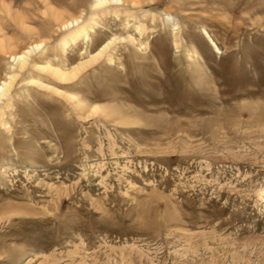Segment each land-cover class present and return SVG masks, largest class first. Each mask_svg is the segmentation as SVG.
<instances>
[{
	"label": "rangeland",
	"instance_id": "374dc122",
	"mask_svg": "<svg viewBox=\"0 0 264 264\" xmlns=\"http://www.w3.org/2000/svg\"><path fill=\"white\" fill-rule=\"evenodd\" d=\"M95 3L0 0V264H264V0Z\"/></svg>",
	"mask_w": 264,
	"mask_h": 264
},
{
	"label": "bare ground",
	"instance_id": "6f19581e",
	"mask_svg": "<svg viewBox=\"0 0 264 264\" xmlns=\"http://www.w3.org/2000/svg\"><path fill=\"white\" fill-rule=\"evenodd\" d=\"M129 2H130V4L132 3L134 6L139 4V0H96L94 7L100 8V7H104V6H106L108 4H112V3L117 4V7L115 6L114 9L109 8V7L106 9L104 8L103 12L108 13V14L114 13L115 15L119 16L120 15L119 14L120 13V8H119L120 6L119 5H124L125 3H129ZM74 22H77V20L71 21V22L68 21L62 25H64V27H70V26L74 25ZM95 24H96V20H95V18H92L89 23L83 24V25H78V27H75L71 31V34L73 35V39H74L73 42L75 43L80 39H85L86 41H88L90 39L89 33H90V31L94 30ZM138 29L141 30L142 26H138ZM4 42L2 41L3 44H1V41H0V45L2 48H3V46L4 47L6 46V45H4L5 44ZM68 44H69V41L67 40V38L66 39L64 38L63 39V45L67 46ZM109 45H110V42L105 44L96 53L91 54V56L89 57V59L87 61L78 64L77 66H75L72 69H66L64 67H60V66H56V65L54 66L51 63H49V61L45 64H41V63L38 64L37 63L35 65V67H37L41 71H46V72L50 73L52 76H54L55 78H57L60 81H69V80L73 79L74 77H76L77 74L84 67H86L89 63H92V61H95L99 57H101L104 54V52L106 51V49L109 47ZM41 46H42V43L36 42V43H33L32 45L24 48L21 51L10 52V56L15 61V66L19 70L25 69L26 66L30 63L29 62V56L36 49H39ZM214 47L216 50H218V51L220 50L216 43H214ZM2 48H0V49H2ZM5 48H3V49L5 50ZM6 52H7V50H6ZM17 77H18V73H16L15 71H10L6 74V78L0 80V101L6 96H8L9 101L11 100L12 97L9 96V94H11L10 92L12 90V87L14 86V83H15V80ZM29 82L38 84L42 87H48L43 81L37 79L36 77H31Z\"/></svg>",
	"mask_w": 264,
	"mask_h": 264
}]
</instances>
